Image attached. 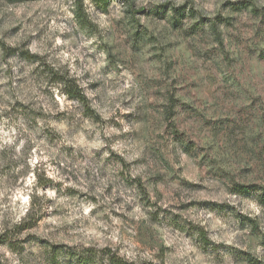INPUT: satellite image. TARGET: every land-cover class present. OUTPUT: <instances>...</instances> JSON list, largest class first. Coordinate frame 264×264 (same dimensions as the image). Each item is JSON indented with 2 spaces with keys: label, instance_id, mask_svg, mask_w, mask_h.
I'll list each match as a JSON object with an SVG mask.
<instances>
[{
  "label": "clouds",
  "instance_id": "9594fccd",
  "mask_svg": "<svg viewBox=\"0 0 264 264\" xmlns=\"http://www.w3.org/2000/svg\"><path fill=\"white\" fill-rule=\"evenodd\" d=\"M0 264H264V0H0Z\"/></svg>",
  "mask_w": 264,
  "mask_h": 264
}]
</instances>
